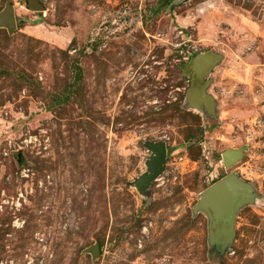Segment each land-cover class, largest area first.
Listing matches in <instances>:
<instances>
[{
  "label": "rangeland",
  "instance_id": "374dc122",
  "mask_svg": "<svg viewBox=\"0 0 264 264\" xmlns=\"http://www.w3.org/2000/svg\"><path fill=\"white\" fill-rule=\"evenodd\" d=\"M39 1L0 0V264H264V0ZM149 141L166 162L139 190ZM230 173L251 199L212 242L195 207Z\"/></svg>",
  "mask_w": 264,
  "mask_h": 264
},
{
  "label": "water",
  "instance_id": "95a60500",
  "mask_svg": "<svg viewBox=\"0 0 264 264\" xmlns=\"http://www.w3.org/2000/svg\"><path fill=\"white\" fill-rule=\"evenodd\" d=\"M26 8L30 11H42L44 5L39 0H25ZM0 26L7 27L13 31L16 27L14 8L7 3L0 11ZM220 60V55L210 50H204L194 55L188 66L186 75L190 78L188 88V99L190 107L196 105L199 109L201 103L207 106L212 104V97L206 94L209 84V74ZM146 147L150 150L151 156L147 161L148 171L143 173L135 182L139 190L145 189L161 173L166 162V147L163 141L147 142ZM241 153L235 150H227L222 153V162L225 167L233 164ZM250 186L235 174L230 173L219 179L203 191L195 209L206 212L210 219V240L230 241L233 236V221L238 207L250 201ZM95 255L98 254V247L92 248Z\"/></svg>",
  "mask_w": 264,
  "mask_h": 264
}]
</instances>
